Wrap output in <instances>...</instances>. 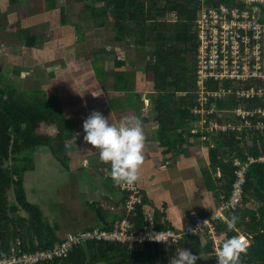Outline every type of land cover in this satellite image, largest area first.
<instances>
[{"label":"crops","instance_id":"crops-1","mask_svg":"<svg viewBox=\"0 0 264 264\" xmlns=\"http://www.w3.org/2000/svg\"><path fill=\"white\" fill-rule=\"evenodd\" d=\"M50 3L0 0V21L13 29L12 42H0V52L8 57L6 63L13 64L11 81L21 90L38 89L54 96L73 127L65 139V162L57 159L47 145L33 150V167L24 174L28 199L40 206L62 237L93 226L114 227L126 216L125 196L113 180L111 163L99 158L98 146L84 140L83 121L96 109L113 123L130 115L142 121L145 160L137 184L144 192L143 211L154 213L165 227L181 229L195 215L214 210L224 194L219 187L221 168L212 164L216 133L203 132L194 113L191 121L181 118L180 113L164 128L154 77L135 45L126 38L103 33L100 59L95 60L92 49L86 47L89 39L83 37L85 31L76 20L81 21L83 1ZM82 21L86 32L96 29L92 18ZM107 23L112 24L109 20ZM19 29L23 41L17 35ZM203 135L209 138L203 139ZM29 190L35 192L34 201L29 198ZM194 236L200 244L196 245L192 236H184L169 264H174L184 248L198 255L196 264H215L207 237Z\"/></svg>","mask_w":264,"mask_h":264},{"label":"trees","instance_id":"trees-1","mask_svg":"<svg viewBox=\"0 0 264 264\" xmlns=\"http://www.w3.org/2000/svg\"><path fill=\"white\" fill-rule=\"evenodd\" d=\"M48 1L50 6L55 5L56 0ZM81 1L83 11L92 15L96 26L109 20L117 38H126L135 45L147 71L154 77L159 92L157 109L164 128L168 120H174L180 113L181 118L188 117L191 121L198 46L196 19L203 0ZM62 18L66 21L65 12ZM21 32L19 29L23 41ZM181 91L187 94L178 96ZM220 105L226 102L222 100ZM68 132H73V127L54 96L38 89L21 90L13 82L0 87V258L9 256L14 246L22 251H35L53 248L63 239L40 206L28 199L24 174L33 167L32 152L40 145L49 146L55 157L65 162ZM215 140L212 164L222 171L220 193L229 195L238 167L234 159L245 160L250 155L257 157L264 153V133L220 132ZM98 210L101 214V209ZM232 214L239 216L236 227L229 230L223 221L219 229L226 231L228 238L241 235L246 239L247 251L241 253V264H264V163L250 165L243 200L229 217ZM126 215L136 227L144 225L142 206ZM160 226L165 227L162 223ZM190 236L196 245L200 244L197 236ZM179 242L92 240L75 245L66 256L37 264H169Z\"/></svg>","mask_w":264,"mask_h":264},{"label":"built area","instance_id":"built-area-1","mask_svg":"<svg viewBox=\"0 0 264 264\" xmlns=\"http://www.w3.org/2000/svg\"><path fill=\"white\" fill-rule=\"evenodd\" d=\"M197 51L195 99L191 107L203 132L264 133V0L203 3L196 19ZM185 92L184 94H186ZM224 100L226 105H220ZM203 135V139H208ZM253 162L264 163V153L234 159L236 177L229 195L222 194L214 210L197 214L183 228L162 227L152 212L144 211V225L136 227L126 215L112 228L93 226L66 234L53 248L22 251L14 246L0 264H37L66 256L78 244L92 240L174 243L184 236L204 234L217 264V253L227 232L220 217L229 216L242 202L247 172ZM127 214L144 205L137 182L119 184ZM193 229H195L193 231ZM152 234V235H151ZM153 236V238H152Z\"/></svg>","mask_w":264,"mask_h":264},{"label":"clouds","instance_id":"clouds-1","mask_svg":"<svg viewBox=\"0 0 264 264\" xmlns=\"http://www.w3.org/2000/svg\"><path fill=\"white\" fill-rule=\"evenodd\" d=\"M83 128L84 140L98 146L99 158L111 163V175L115 183L132 185L138 181L145 160L146 140L140 117L126 116L117 124L100 110L94 109L84 119ZM220 219L232 230L239 216L232 214L231 217L222 216ZM246 251V239L241 235H233L223 240L216 254L217 264H241V253ZM197 259L196 253L184 248L177 254L174 264H196Z\"/></svg>","mask_w":264,"mask_h":264},{"label":"rangeland","instance_id":"rangeland-1","mask_svg":"<svg viewBox=\"0 0 264 264\" xmlns=\"http://www.w3.org/2000/svg\"><path fill=\"white\" fill-rule=\"evenodd\" d=\"M67 1L69 2L71 0H67ZM81 7H82V5H81ZM76 9L79 10L81 8L77 7ZM79 14H81V16H82L81 21L78 18L76 20H77V22H79V26L81 28H83V30L85 31V33H84V31L81 30L80 33H84V34H82L83 37L89 39L86 41V47L88 49H92L91 51L94 52L93 53L94 59L98 60V59H100V49L103 45V38H104L103 33H105L107 36H108V33L114 34L116 36V31L113 28V24L108 25V23H107L102 28L99 26L93 25L96 27V29L93 32H86V28H84L85 25L83 24L84 21H82V20L87 19V18H92V15H90V13H88L86 11L84 12L83 10ZM85 16L87 18H84ZM170 17H171V15H170ZM13 28L16 29L15 26ZM12 30L13 29H11V27L6 26L5 24H3L0 21V42L4 41V39H7L8 41L12 42V40H13L12 33H11ZM17 35L14 34V36H16V37H17ZM16 37H14V38L16 39ZM3 53H4L3 51L0 52V87L5 88V87H8V85L10 83H12L10 78L14 77L15 74L14 73L12 74L10 72L12 67H13V64L12 63H8V64L6 63V58H8V57L2 55ZM13 71H15V70L13 69ZM194 75H193V78H194ZM31 178L33 180L34 186H37L36 179H34L33 177H31ZM30 182H32V181H30ZM50 187H51V185H50ZM29 193H30L29 198L31 197L30 199H32V197H34L33 195L35 192L33 190H29Z\"/></svg>","mask_w":264,"mask_h":264},{"label":"water","instance_id":"water-1","mask_svg":"<svg viewBox=\"0 0 264 264\" xmlns=\"http://www.w3.org/2000/svg\"><path fill=\"white\" fill-rule=\"evenodd\" d=\"M156 93V92H155Z\"/></svg>","mask_w":264,"mask_h":264}]
</instances>
